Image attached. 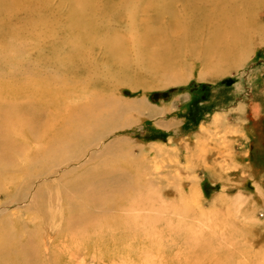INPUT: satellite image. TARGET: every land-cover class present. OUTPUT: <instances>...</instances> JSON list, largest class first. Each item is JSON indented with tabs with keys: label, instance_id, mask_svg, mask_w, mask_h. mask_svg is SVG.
Segmentation results:
<instances>
[{
	"label": "rangeland",
	"instance_id": "374dc122",
	"mask_svg": "<svg viewBox=\"0 0 264 264\" xmlns=\"http://www.w3.org/2000/svg\"><path fill=\"white\" fill-rule=\"evenodd\" d=\"M254 2L255 20L264 27V0H246L245 10ZM239 3L234 2L237 7ZM21 17L13 26L25 31ZM130 21L118 27L128 38L127 32L140 30L139 18ZM255 40L253 50L237 60L227 75L187 59L172 73L184 79L183 84L170 86L164 75L142 72L138 76L142 86L137 90L116 81L115 91L111 86L95 91L106 94L112 107L118 99L129 105L144 102L146 108L145 113L125 108L112 123L101 120V129L108 133L113 128V132L80 155L77 168L112 145L98 160L93 159L84 174L104 169L120 177L86 185L81 192L94 191L96 196L72 200L79 202L75 203L81 211L85 209L83 215L90 211L103 221L99 227L88 226L83 238L74 239L75 232L65 230L73 218L62 217L69 209L68 201L60 198L66 184L45 188L42 195L38 193L49 184L47 180H35L28 187V177L43 169V143L52 133L39 132L38 140L12 135V151L6 152V161H0V181L9 189L0 195V264H264V38ZM21 45L24 52L14 56L15 62L26 60L27 38ZM4 48L1 41L0 55ZM0 73V107L9 109V103L19 98L17 91L32 84L35 71L29 69L21 78L9 67ZM224 79L233 83L226 86ZM162 94L166 97L160 98ZM53 106L59 114L61 103ZM99 117L98 110L93 119ZM18 122L33 123V117ZM55 123H60V117L46 112L43 124ZM163 124L171 127L167 130ZM54 136L59 134L46 144ZM58 178H52L53 183ZM15 183L24 184L12 188ZM6 194L13 203L7 204ZM27 194L25 201L16 202ZM32 201L37 207H32Z\"/></svg>",
	"mask_w": 264,
	"mask_h": 264
},
{
	"label": "bare ground",
	"instance_id": "6f19581e",
	"mask_svg": "<svg viewBox=\"0 0 264 264\" xmlns=\"http://www.w3.org/2000/svg\"><path fill=\"white\" fill-rule=\"evenodd\" d=\"M235 1L0 0V42L5 44V51L0 55V72L9 67L15 76L21 78L27 70L35 71L32 84L28 83L25 87L20 85L24 87L22 92L15 89L19 98L9 103V109L0 107V121L6 120L5 124H0V161H6V152L12 151V135L23 134L20 139L29 137L38 140L39 132L44 135L52 133L48 139L55 133L59 134L47 144L48 139L44 141L43 169L35 170L27 180L31 182L28 187L34 186L32 184H36L34 182L38 179L48 181L49 184L42 187V191H36L39 195L44 194L45 188L49 190L59 185L56 183L66 184L60 198L68 201L69 209L67 215L62 217H73L66 224L65 230L68 233L75 232L74 239L83 238V231L88 226L99 227L103 221L100 215H91L89 209L86 211L90 214L83 215L85 209L81 211V205L76 204L79 202L72 200L81 195L90 198L96 196L94 191L81 192L86 185L105 184L110 179H120L104 169L84 174L93 159L97 157L98 160L112 145L102 152L94 153L87 163L77 168L80 155L113 132V128L108 129L109 134L105 129L102 130L101 120L112 123L116 114L121 115L125 108L130 107L133 111L143 113L146 108H143L144 102L129 105L118 99L112 101L115 104L112 107L106 94L95 91L109 89L110 86L115 91L119 86L114 87L112 84L116 81L137 90L142 86L141 78H138L142 72L150 76L162 74L170 86L183 84L184 79H176L172 73H176L187 59L202 62L208 69L217 67V74H229L236 67V61L245 58L247 52L253 50L256 36L264 38V27L259 24L258 17V21L255 20L257 4L250 3L245 10L246 0H239L238 7ZM240 4L244 10L240 9ZM20 15H24L21 19L25 31L13 26ZM248 16L249 19H246ZM137 18V26L140 28L138 34L127 32L128 38L125 31L120 33L118 27L125 20L134 21ZM24 37L29 44L25 51L26 60L15 62L14 56L24 52L21 45ZM10 50L11 54L8 55ZM51 72L53 76H49ZM36 77L47 80L39 81ZM87 94L89 96L85 97ZM80 98L85 99L84 103H79ZM45 101L51 104H44ZM59 103L61 108L58 114L53 105ZM9 110L10 116H7ZM98 110L102 117L93 119L94 112ZM48 111L60 117V123L45 126L43 122ZM29 116L33 117V123L19 124V118L28 120ZM12 120L16 124L12 125ZM163 126L166 129L171 127L170 124ZM19 129L21 131H17ZM89 138L95 141L85 143ZM118 144L115 142L113 146L117 147ZM7 163L11 165L12 160L9 159ZM27 169L31 171V168ZM54 177L59 178L53 183ZM19 184L21 186L24 183H15L12 188L18 189ZM68 189L76 193L72 195ZM8 190L0 181V195ZM6 197L7 204H11L12 196L6 194ZM27 198L28 194L16 202ZM39 199L43 201L42 197ZM93 204L98 206V203ZM31 205L37 207V202L32 201ZM2 255L6 256L7 253L2 252ZM8 255L12 260V252Z\"/></svg>",
	"mask_w": 264,
	"mask_h": 264
},
{
	"label": "water",
	"instance_id": "95a60500",
	"mask_svg": "<svg viewBox=\"0 0 264 264\" xmlns=\"http://www.w3.org/2000/svg\"><path fill=\"white\" fill-rule=\"evenodd\" d=\"M222 83L224 84V85H226V86H230L232 83H233V81L231 80V79H224L223 81H222ZM154 97H157V95H154L153 96V98ZM166 97V94H162V95H160V98H165Z\"/></svg>",
	"mask_w": 264,
	"mask_h": 264
}]
</instances>
